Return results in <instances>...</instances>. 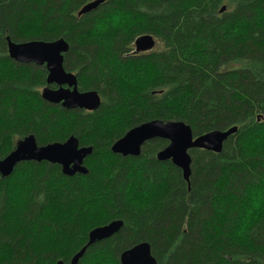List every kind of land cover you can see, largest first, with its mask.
<instances>
[{
    "label": "trees",
    "instance_id": "trees-1",
    "mask_svg": "<svg viewBox=\"0 0 264 264\" xmlns=\"http://www.w3.org/2000/svg\"><path fill=\"white\" fill-rule=\"evenodd\" d=\"M89 1L0 0V159L28 134L92 147L86 174L30 160L0 177V264L69 261L92 228L115 219L122 227L78 264H120L143 241L158 264H264V0H104L78 15ZM143 33L158 47L131 54ZM7 35L64 38V69L80 91H97L99 107L44 101L45 67L10 59ZM153 119L183 121L194 135L237 130L218 153L189 149L186 181L156 159L165 139L138 156L110 150Z\"/></svg>",
    "mask_w": 264,
    "mask_h": 264
},
{
    "label": "water",
    "instance_id": "water-1",
    "mask_svg": "<svg viewBox=\"0 0 264 264\" xmlns=\"http://www.w3.org/2000/svg\"><path fill=\"white\" fill-rule=\"evenodd\" d=\"M104 0H91L77 11L78 15L94 10ZM225 6L220 9L223 11ZM7 53L10 59L28 64L44 65L47 71L46 85L40 90V97L51 104H60L66 109L96 110L101 102L96 90L80 91L77 88V76L63 67L64 54L69 44L64 38L52 41L31 39L15 42L7 35ZM155 38L150 33L138 35L134 41L131 54L138 55L152 50ZM55 85V87H50ZM260 117H257L259 120ZM237 130L236 126L224 130H212L199 135L192 133L191 127L179 120L162 121L153 119L129 128L111 145L113 153L122 156H138L141 146L147 140L162 138L167 145L158 150L155 157L159 161H170L181 170L183 178L188 181L190 175L191 156L189 149H205L220 152L223 143ZM91 146H80L78 139L70 135L62 142H51L38 145L33 134H28L16 140L14 148L0 159V177L10 175L15 166L22 161H47L57 163L62 174L72 176L76 173L86 174L88 169L83 164L91 153ZM123 225L121 219L111 220L106 224L92 228L87 235V242L69 259L58 260L56 264H78L87 246L102 239L109 238ZM120 264H158L152 255L150 244L146 241L136 243L119 254Z\"/></svg>",
    "mask_w": 264,
    "mask_h": 264
},
{
    "label": "rangeland",
    "instance_id": "rangeland-1",
    "mask_svg": "<svg viewBox=\"0 0 264 264\" xmlns=\"http://www.w3.org/2000/svg\"><path fill=\"white\" fill-rule=\"evenodd\" d=\"M5 38H6V36H5ZM155 38V37H154ZM158 47V44H157V42L155 43V45H154V47L152 48V50H154V49H156ZM133 48H134V44H133ZM151 51V50H150ZM150 51H147V52H144V54H146V53H148V52H150ZM46 69V68H45ZM43 87V86H42ZM41 87V88H42ZM41 88H39V90H41ZM39 94H40V92H39ZM16 141V140H15Z\"/></svg>",
    "mask_w": 264,
    "mask_h": 264
},
{
    "label": "snow or ice",
    "instance_id": "snow-or-ice-1",
    "mask_svg": "<svg viewBox=\"0 0 264 264\" xmlns=\"http://www.w3.org/2000/svg\"><path fill=\"white\" fill-rule=\"evenodd\" d=\"M260 207H261V210H264V197H262L260 200Z\"/></svg>",
    "mask_w": 264,
    "mask_h": 264
},
{
    "label": "flooded vegetation",
    "instance_id": "flooded-vegetation-1",
    "mask_svg": "<svg viewBox=\"0 0 264 264\" xmlns=\"http://www.w3.org/2000/svg\"><path fill=\"white\" fill-rule=\"evenodd\" d=\"M7 44V43H6ZM42 66H44V65H42ZM45 67V66H44ZM87 242V241H86Z\"/></svg>",
    "mask_w": 264,
    "mask_h": 264
}]
</instances>
